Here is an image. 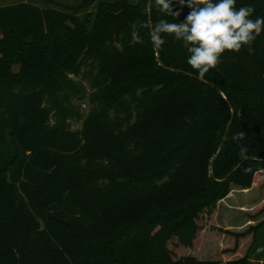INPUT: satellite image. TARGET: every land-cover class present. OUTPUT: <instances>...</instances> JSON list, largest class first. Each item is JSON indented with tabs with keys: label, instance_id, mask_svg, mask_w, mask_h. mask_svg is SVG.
Listing matches in <instances>:
<instances>
[{
	"label": "trees",
	"instance_id": "16d2710c",
	"mask_svg": "<svg viewBox=\"0 0 264 264\" xmlns=\"http://www.w3.org/2000/svg\"><path fill=\"white\" fill-rule=\"evenodd\" d=\"M95 2L0 7V264H251L264 31L200 78L190 45L165 35L155 48L140 27L183 22L187 0H172L179 16L154 0ZM247 5L264 17V0H236ZM228 200L257 224L218 225Z\"/></svg>",
	"mask_w": 264,
	"mask_h": 264
},
{
	"label": "clouds",
	"instance_id": "9594fccd",
	"mask_svg": "<svg viewBox=\"0 0 264 264\" xmlns=\"http://www.w3.org/2000/svg\"><path fill=\"white\" fill-rule=\"evenodd\" d=\"M183 5L185 0H179ZM159 11L165 15L179 16L173 11L172 0H154ZM236 0H187L189 13L180 23L160 20L155 25L141 24V28H150L151 43L161 48L165 35H172L178 41H184L190 47L188 64L203 78L211 69L217 68L221 56L226 52H239L244 46H251L264 31V17L252 19L255 8L251 5L236 8ZM137 43L143 39L136 37ZM244 133L233 136V140H242ZM240 158L247 159V149L241 147Z\"/></svg>",
	"mask_w": 264,
	"mask_h": 264
},
{
	"label": "rangeland",
	"instance_id": "374dc122",
	"mask_svg": "<svg viewBox=\"0 0 264 264\" xmlns=\"http://www.w3.org/2000/svg\"><path fill=\"white\" fill-rule=\"evenodd\" d=\"M80 1L81 0H0V7L11 5V4H15V3H19V2H29V3H32V4H37V5L42 6V7H48L50 5L57 7L58 3H61L62 5L71 6V5H76ZM99 1H112V0H96L97 3ZM132 1H134V0H132ZM96 2L90 8V10H94L95 9V6L97 4ZM82 109H83V112H85V113L89 112V107L86 104H83ZM80 128H81V123H74L73 124V130H79ZM241 195H244V194H242V193H233V198H234V196L238 197L237 200L239 201V198H241ZM248 201H250V202L254 201L253 203L257 202L256 199L251 200V199L247 198V202ZM240 203L243 204V205L248 204V203H242V200H241ZM227 204H229V200L227 201L226 204L222 203L220 205V208L218 209V214H217V217H216V223L218 225H220L223 228H226V223L228 221L234 226H238L240 228H241V226H243V228L240 229V231H239V232L243 233V232H246L248 230V228H249V225H248L249 223L248 222L251 219L257 224V211H254V210L250 211L249 214L246 215L245 213H243L241 211H237V210H232L231 211V210H229L225 206ZM204 222H205V220H200L201 224L204 223ZM200 240H201V238H200ZM214 241L218 242V240H214ZM207 245H210V243H208ZM258 246L264 247V227L258 233ZM171 248L174 249V251L177 250V248L173 247L172 245H171ZM182 250H183V253H186V254H190L191 253L190 251H192L191 248H186V247H183ZM205 253L206 254L201 256V258L206 257V259H208V258L212 259V258H210L211 254L209 253V247L206 248V252ZM193 255H195V254H193ZM257 258H259V257L257 256V249H256V251H254L253 254H252V257H251V262L252 263L251 264H260V263L257 262Z\"/></svg>",
	"mask_w": 264,
	"mask_h": 264
},
{
	"label": "crops",
	"instance_id": "0c3cea01",
	"mask_svg": "<svg viewBox=\"0 0 264 264\" xmlns=\"http://www.w3.org/2000/svg\"><path fill=\"white\" fill-rule=\"evenodd\" d=\"M245 226V225H244ZM236 228V229H235ZM243 228V226H241V228L240 227H238V226H234V225H232L230 222H228L227 221V223H226V230H229V231H232V232H239L240 231V229H242ZM262 230V229H261ZM258 244V243H257ZM264 247H261V246H257V256L259 257V258H257V262L258 263H260V264H264ZM223 259L224 260H228V258L227 257H223Z\"/></svg>",
	"mask_w": 264,
	"mask_h": 264
},
{
	"label": "water",
	"instance_id": "95a60500",
	"mask_svg": "<svg viewBox=\"0 0 264 264\" xmlns=\"http://www.w3.org/2000/svg\"><path fill=\"white\" fill-rule=\"evenodd\" d=\"M149 12L151 13V9H149ZM234 112V111H233ZM220 152V151H219ZM218 156V155H217Z\"/></svg>",
	"mask_w": 264,
	"mask_h": 264
}]
</instances>
